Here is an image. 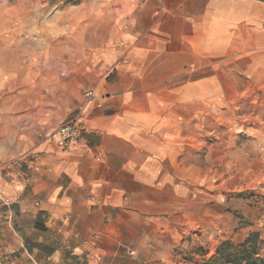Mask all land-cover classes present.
Here are the masks:
<instances>
[{
	"label": "crops",
	"instance_id": "crops-1",
	"mask_svg": "<svg viewBox=\"0 0 264 264\" xmlns=\"http://www.w3.org/2000/svg\"><path fill=\"white\" fill-rule=\"evenodd\" d=\"M101 3L80 47L0 65V264H196L189 234L225 219L193 152L215 132L201 117L264 89V0ZM80 112L75 145L46 137Z\"/></svg>",
	"mask_w": 264,
	"mask_h": 264
},
{
	"label": "rangeland",
	"instance_id": "rangeland-1",
	"mask_svg": "<svg viewBox=\"0 0 264 264\" xmlns=\"http://www.w3.org/2000/svg\"><path fill=\"white\" fill-rule=\"evenodd\" d=\"M101 2L0 0V65L14 63L20 57L27 64L31 54L48 53L51 48L61 58L64 44L72 49L80 47L92 37L91 31L100 21ZM24 63L22 73L29 72L31 66ZM63 67L62 59L56 66L60 84L67 79ZM40 71L36 81L45 98L49 85L45 80L50 78V72ZM67 94L70 99L66 104L71 109H60L67 112L66 116L78 105L74 92L67 88ZM60 107H64L63 102ZM207 116L206 113L201 120H215V132L193 152V160L198 161L205 181L209 178L217 190L228 196L224 221L213 230L198 227L187 238L183 258L187 262L197 258L196 264L212 256L224 238L239 243L251 231L259 232L264 253V89L235 93L230 107L217 108L215 114ZM207 166L212 167L209 173Z\"/></svg>",
	"mask_w": 264,
	"mask_h": 264
},
{
	"label": "trees",
	"instance_id": "trees-1",
	"mask_svg": "<svg viewBox=\"0 0 264 264\" xmlns=\"http://www.w3.org/2000/svg\"><path fill=\"white\" fill-rule=\"evenodd\" d=\"M262 244L259 232L251 231L239 243L230 239L223 240L212 256L204 258L198 264H264Z\"/></svg>",
	"mask_w": 264,
	"mask_h": 264
},
{
	"label": "built area",
	"instance_id": "built-area-1",
	"mask_svg": "<svg viewBox=\"0 0 264 264\" xmlns=\"http://www.w3.org/2000/svg\"><path fill=\"white\" fill-rule=\"evenodd\" d=\"M98 97L94 88L85 92V103H90ZM86 131L85 115L80 112L71 119L64 121L56 129L49 132L46 137L54 141L60 148H68L75 145L83 137Z\"/></svg>",
	"mask_w": 264,
	"mask_h": 264
}]
</instances>
